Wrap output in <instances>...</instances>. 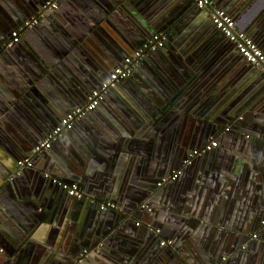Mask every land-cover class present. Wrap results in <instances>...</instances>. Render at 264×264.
Masks as SVG:
<instances>
[{"label":"crops","instance_id":"obj_1","mask_svg":"<svg viewBox=\"0 0 264 264\" xmlns=\"http://www.w3.org/2000/svg\"><path fill=\"white\" fill-rule=\"evenodd\" d=\"M148 1L62 0L60 12L46 17L41 29H25L19 44L8 48L10 32L46 13L39 8L21 20L23 0H0V56L13 54L8 56L12 64L0 58V154L15 169L21 159L32 161L14 182L15 191L5 188L8 192L0 195V207L5 208L0 210V231L17 241L7 248L10 257L18 244H26L20 264H31L36 250H50L49 257L63 263L81 260L75 241L82 246L85 234L93 241L90 264H108L96 255L98 250L115 264H264V169L253 164L251 170L247 154L244 164L233 161L249 152L264 164L262 69L245 62L191 0H158L152 6ZM229 8L222 10L238 17L236 30L251 35L264 53V0L242 2L235 15ZM159 21L168 22L164 50L146 54L130 78L105 94L93 114L78 121L50 150L33 154V143L44 131L36 127L41 118L31 117L32 125L26 124L25 117L14 118L6 102L25 89L45 114L47 126L57 124L71 104L83 103L114 65L148 38L147 30L162 28ZM16 54L37 68L38 82L29 78ZM41 61L68 81L45 78ZM187 61L197 72L185 68ZM190 77L195 78L193 85L205 82V93L198 95L194 87L176 98L177 84ZM229 112L239 114L229 121ZM112 121L123 127L121 140L110 145L99 140V151L89 156L85 142L90 145V139L100 135L110 143L106 131L115 129L108 127ZM103 126L106 131H101ZM232 127L236 131L231 132ZM213 140L217 148L182 166L190 152ZM72 161L73 167L76 161L81 164L74 169ZM181 168L182 174L164 190L142 186L146 177L153 181L168 174L161 180ZM48 176L77 183L90 207L87 215L72 212L74 200L61 203L63 191L51 186ZM152 197L154 211L141 212V205L149 206ZM106 198L126 204V211L134 203L137 208L116 220L111 213L99 212L97 204ZM22 223L31 230L37 227L28 232ZM167 235L173 246H158L169 241Z\"/></svg>","mask_w":264,"mask_h":264},{"label":"water","instance_id":"obj_2","mask_svg":"<svg viewBox=\"0 0 264 264\" xmlns=\"http://www.w3.org/2000/svg\"><path fill=\"white\" fill-rule=\"evenodd\" d=\"M46 0H23V5H21V7H20V9H21V14H20V19L21 20H23L24 19V17H25V15L26 14H30V13H32V12H34V11H37V9H39V8H41V6H42V4L45 2ZM158 0H156V1H154V0H151L150 2L148 1V3L152 6L153 4H155L156 2H157ZM213 1V6H210V7H208V8H206V9H203V10H200V9H198L197 8V10H199L200 12H203L204 14H205V16H206V18H207V21L211 24V26H212V28L213 29H215V27H214V25L212 24V22H211V18H210V16H211V14L214 12V10H217V9H223V8H226V7H230L229 9H231V10H233V14L235 15L237 12H238V10H239V6H241V3L242 2H247L248 0H226L227 1V3H226V5H218V3H217V1L216 2H214V0H212ZM191 2H192V0H191ZM61 4H63L62 2H60L59 3V8L57 9V10H55V11H52V12H49V13H46V14H44L43 15V18L42 19H40L39 20V24L35 27V28H33V30H36V29H41V27H42V25H41V22L43 21V20H45V18L46 17H50V15H53L55 12H60L59 10H60V5ZM143 5V4H142ZM142 5L140 6V7H142ZM147 6V5H146ZM143 7H145V5L143 6ZM155 7V6H154ZM156 8V7H155ZM139 9V8H138ZM159 9V8H158ZM226 11V10H225ZM228 11V10H227ZM31 17V16H30ZM12 18H14V19H17L18 17H14V16H12ZM233 18V17H232ZM167 19H169V18H166L164 21H166ZM233 19H235V20H238V17L237 16H234V18ZM163 20V18L161 19V21ZM234 20V21H235ZM146 21H149V20H147L146 19ZM161 21H159V22H161ZM163 21V22H164ZM163 22H161L160 23V25H163L162 26V28H159V26H157L158 27V29L157 30H155V29H153V30H147L148 31V33L150 34L149 36H151V35H153V34H155V33H164L165 31H166V29H165V25H167L168 24V22H166L165 24H163ZM157 25V24H156ZM216 30V29H215ZM216 32H217V34H218V30H216ZM220 33V32H219ZM221 34V33H220ZM248 36H249V34H247ZM148 36V37H149ZM251 36V35H250ZM249 36V37H250ZM22 37V36H21ZM227 40V39H226ZM145 41V38H144V40L142 39L141 41H138L136 44H135V46H136V48H138L143 42ZM230 44V43H229ZM231 46H233L234 48H235V46L234 45H232V44H230ZM135 48V49H136ZM10 50V49H9ZM8 50V51H9ZM162 50H164V47L163 48H161L159 51H162ZM235 50H236V48H235ZM7 51V52H8ZM10 52V51H9ZM9 55H6V54H4V53H2V56H0V58H3V59H5L6 61H8L10 64H12V62L9 60V58H8V56H10V55H13L12 53H8ZM15 59L18 61V63L21 65V66H23V67H25V69H26V71H27V74H28V76H29V78L30 79H33L34 81H36V82H38V72H37V68H34V66H32V65H30L28 62L26 63L25 61H23V59L21 58V57H19V55L18 54H16V56H15ZM243 59V58H242ZM244 60V59H243ZM245 61V60H244ZM42 63H43V69L41 70L40 69V71L43 73V75H44V77L45 78H51L52 80L54 79H57V80H62L64 83H66L68 80H66V78L65 77H63V76H61L59 73H56L55 71H56V69H50L48 66H46V64H45V62L44 61H41ZM250 65V64H249ZM115 66V65H114ZM250 66H252V65H250ZM56 68V67H55ZM185 68H188V69H191V71L192 72H197V66H195V64H192V62H185ZM29 70V71H28ZM39 71V72H40ZM40 72V73H41ZM110 72V71H109ZM108 72V73H109ZM108 75V74H107ZM261 76H263V74L261 75ZM130 78V77H129ZM26 79V78H25ZM195 80V78H185V81H183V85H181V83L180 84H177V86H178V90H177V93L175 94V97L176 98H180L181 97V95H184V91L185 90H187V89H189V91H192V89L195 87V89L197 90V92H198V95H201V93H205V91H206V89H205V82H203V83H201V84H199V85H193L192 83H193V81ZM44 81V80H43ZM41 83V82H40ZM120 86V85H119ZM118 87V86H117ZM116 88V87H115ZM115 88H113V89H115ZM113 89H111V90H113ZM208 91V93H210L211 92V90H207ZM210 91V92H209ZM191 96V95H190ZM0 99H2L1 97H0ZM183 99V98H182ZM182 99H181V101H182ZM180 101V100H179ZM170 103H172L171 101H169ZM1 100H0V106H1ZM7 103H9L10 105H8ZM2 104H4V103H2ZM84 104V102L83 103H80L79 105H72L71 104V106H69V108L67 109V112L65 113V114H67L68 112H70V111H72V110H74V109H76V108H78V107H81L82 105ZM5 105H7V106H11V108H9L10 109V111L12 110V114L14 115V118H17V116H21V117H25V119H26V124H29V125H32V123H33V119H39V118H41V122H39L38 123V125L36 124V127H39L38 128V130H40V129H42V130H44L43 132H42V134L40 135V137L36 140V142H34L33 143V147L39 142V141H41L42 139H43V137L49 132V131H51L55 126H56V124L54 123V124H52L51 126H47V122H46V120L43 118V117H45V114L40 110V108L38 107V105L37 104H35L34 102H33V100H32V98L29 96V94H28V92L27 91H25V89L23 90V91H18V93H16L15 95H13L11 98H10V101L9 102H6V104ZM99 108V107H98ZM97 108V109H98ZM2 109V108H1ZM96 109V110H97ZM213 109L214 110H216L217 109V107H213ZM95 110V111H96ZM94 111V112H95ZM64 114V115H65ZM91 114H93V112L92 113H90V114H87L85 117H84V119H86L89 115H91ZM239 114V112H235L234 114H231L230 112H229V116H228V119H229V121H231L232 120V117L234 116V115H238ZM63 115V116H64ZM62 116V117H63ZM33 119H32V118ZM61 117V118H62ZM60 118V119H61ZM214 123H217L218 124V127H220L221 125H222V123L219 121V120H217V122H214ZM110 124V125H109ZM109 124H108V127H114L115 126V129L114 130H108V131H106L105 129H106V127H104L103 126V128H101V131H106L107 133H108V135L106 136V137H109L111 140V142L110 143H108V142H106V141H104L105 140V137L103 138L102 136H100V135H97L98 136V140L97 139H95L94 137H92L91 139H90V145H88V141H86L85 142V144H86V148H88V146H89V156L92 154V152H95V151H99V149L100 148H98L97 147V145H99L98 144V141L100 140L101 142L103 141V142H105V143H107V144H114V143H117L118 141H119V139L122 137L121 136V132H122V130H121V128L123 129V127H121L119 124H117V123H115V122H109ZM26 126H28V125H26ZM107 127V128H108ZM26 129V128H25ZM232 130H231V132H234V131H236V128H234V127H232L231 128ZM251 134H247L245 137H246V139H251ZM102 138V139H101ZM104 139V140H103ZM121 140V139H120ZM0 146L2 147V143L0 142ZM243 145H241V149H243V147H242ZM218 147V146H217ZM216 147V148H217ZM3 151H5V150H3ZM46 152V151H45ZM84 152V151H83ZM212 152V151H211ZM4 153V152H3ZM208 153H210V152H208ZM208 153H205V154H203V155H206V154H208ZM248 155L249 157H251V161L250 162H247V161H249L248 160V158L249 157H244L243 155ZM240 157L238 158V159H234L233 158V161L234 160H236L237 162H241V164H242V162H243V164L245 163V162H247V164L246 165H248L249 166V168L251 169V170H253V167H254V165L253 164H256L255 166H258V167H260L259 169L261 170L262 168L264 169V164H263V166H262V164H260V163H258V162H255L254 161V159L258 156L256 153L255 154H249V152H241L240 154H238ZM84 156L85 157H87V155L84 153ZM235 156V155H234ZM253 159V160H252ZM232 161V162H233ZM18 162V161H17ZM73 162L74 161H72V167H73ZM77 162V164L73 167L74 169L76 168V167H79L80 166V164H81V162L80 161H76ZM24 169V168H23ZM23 169H21V168H19L18 166H17V168L15 169V168H13L12 167V165H10V163L6 160V156L5 155H3V154H0V195H2L3 194V192H8V190H6V189H12V190H14L15 191V189H14V186H13V184H14V182L18 179V178H20L22 175H23ZM174 169H171L169 172H167V173H171V171H173ZM255 172V171H254ZM256 173V172H255ZM166 175H168V174H165L164 172L162 173V176H158V177H164V176H166ZM58 178V177H57ZM159 178V179H160ZM45 179H46V181L47 182H49V184L51 185V186H56V187H58L59 188V186L57 185V183H53V179H56V178H53L52 176H48V177H45ZM59 179V180H58ZM58 179H56L57 181H63V182H67V183H71V180H68V181H65V180H62V179H60V178H58ZM151 180V178L150 177H146L143 181H144V183L142 184V186L146 189V190H152V184H153V187H159L158 188V190H164V188H166V186H169V182H167V183H165V184H163V185H161V186H157V184L160 182V180ZM151 181V182H150ZM174 183V182H173ZM172 184V183H171ZM4 187V188H3ZM161 187V188H160ZM6 188V189H5ZM1 198V197H0ZM85 198V197H84ZM81 199V200H76V199H73L72 197H69V196H67V194L65 193V192H63L62 193V195H60V197L58 196V200H60V202L62 203L63 201L64 202H66V200L67 199H70V200H74V201H72L73 203H74V205H73V208L74 209H72V212H74V210H75V212H77L81 217L82 216H84V215H87V210L90 208L89 206H88V204H87V202H85V200L86 199ZM154 197H152V198H150V200H149V206L147 205L146 207H148L149 208V210H143V209H141V208H139V210L141 211V212H147V213H152L153 211H154V203H152L154 200ZM106 200H114V201H116L117 200V203L121 206L122 205V202L121 201H119L118 199H116V198H111V199H108V198H106V199H104L103 201H106ZM22 204H24L23 202H22ZM90 204L92 205V204H94V203H91L90 202ZM140 205V204H139ZM21 207H24V206H21ZM122 207V206H121ZM124 207V206H123ZM123 207H122V209H121V211H114V210H109V209H106V210H103V211H99V212H106V214H108V213H111V215L112 216H114L115 218H116V220H122L123 218H124V214H129L130 213V211L131 210H134V209H136L137 208V203H134L133 205H131V207L129 208V210L128 211H126L125 210V207H126V204H125V207H124V209H123ZM139 207V206H138ZM10 210H11V207H8ZM26 208V207H25ZM0 210L2 211V212H5L4 210H5V208L4 207H0ZM24 211V210H23ZM23 211H22V213H23ZM24 213H26V211H24ZM1 214V213H0ZM126 215V216H127ZM16 216V215H15ZM30 218H31V216H34V214L32 213V212H30ZM88 216L89 217H91L92 219L94 218L93 217V212L91 211V212H89L88 213ZM263 217V216H262ZM1 218V217H0ZM263 219V218H262ZM261 221V220H260ZM23 224L24 223H22V226H23ZM25 225H26V223H25ZM35 227V226H34ZM34 227L32 228V230L34 229ZM37 227V226H36ZM36 227H35V229H36ZM20 228H21V226H20ZM22 229H27L28 230V232L31 230V228H29V227H27V225L24 227H22ZM31 230V231H32ZM152 232V231H151ZM80 233V232H79ZM152 233H154V232H152ZM152 236H156L155 234L154 235H152ZM166 238H167V240H169L170 241V244L166 247V248H168V247H170V246H173V241L171 240L172 238H170V236H165ZM84 239V244L81 246L77 241H75V243H76V245L78 246V248H79V250H78V253L81 255L82 254V256H83V258H80L81 260H79L78 258L75 260V262H70V261H68V263H63V262H60V261H57V260H55V259H53L52 257L50 258L49 257V255L50 256H52V254H51V251L50 250H48L47 252H46V254H44V253H40L41 251H43V250H36V252H35V254H34V258L32 259V261H31V264H90V260L92 259V257H93V255H91V253H88V251H90V249L92 248V246H93V241H91L92 240V238L91 237H87V235L85 234V236L83 237ZM256 238H257V235H256ZM159 241V240H158ZM12 242H15V243H12ZM21 242V241H20ZM17 243V241H14L13 240V238L10 236V234L9 233H4V232H2V231H0V264H20V262H19V258H20V255H21V253L23 252V250L24 249H26L25 248V245H22V243L19 245L18 244V246L20 247V248H17L16 250H17V253H16V255L14 256V258H12V257H10L11 256V251L12 250H8L7 248L8 247H10V246H13V244H16ZM75 243H73V244H75ZM256 243H258V244H260L261 245V243L262 242H255V244ZM264 243V242H263ZM103 244L101 243V245H99L100 247L102 246ZM158 246H159V242H158V244H157ZM17 246V247H18ZM41 246H42V243H41ZM27 247V246H26ZM39 249L41 248V247H39V246H37ZM248 247V245L246 244V245H243V250H245L246 248ZM73 252H74V250H73ZM97 252V251H96ZM95 252V253H96ZM103 253H104V251H102V250H98V253L96 254L97 256H99L100 258H102V260H104V261H106L108 264H115L113 261H111L110 259H109V257H107V256H105V255H103ZM127 254H128V252H127ZM72 255V254H71ZM35 258H36V260H35ZM121 260H123V258H120ZM81 261V262H80ZM123 262H125L126 264H128V261L126 260V261H123ZM99 264H105L103 261H101V263H99ZM117 264H123L122 262H120V263H117Z\"/></svg>","mask_w":264,"mask_h":264},{"label":"built area","instance_id":"obj_3","mask_svg":"<svg viewBox=\"0 0 264 264\" xmlns=\"http://www.w3.org/2000/svg\"><path fill=\"white\" fill-rule=\"evenodd\" d=\"M62 0H46L39 13H48L55 11L59 8V3ZM196 8L203 10L212 5V0H192ZM211 22L214 25L215 29L218 30L227 41L234 45L237 53L247 62L248 64L261 68L264 77V53L256 45L251 37L245 33L236 30V22L234 19L227 14L222 9L214 10L210 16ZM40 18L38 15L33 19L24 22L22 27L10 32L9 44L14 45L20 42L22 33L25 29H32L38 25V20ZM166 38L162 33H155L149 36L138 48H136L132 54L124 58L120 63L116 64L108 73L105 80L100 83L99 88L89 91L84 100V104L81 107H78L67 114H65L56 124V126L49 131L41 141H39L33 148L32 153L37 154L42 151H48L52 147V144L61 139L66 132H69L73 129L74 125L83 119L87 114L94 112L104 100L105 94L119 85L121 82L126 80L132 73L135 65L146 55L154 53L155 51L163 48ZM228 129H226L227 131ZM218 146L216 141H210L207 144H204L199 149L193 150L189 153L187 158L183 161L182 166L187 167L192 164V161L205 153L211 152ZM17 166L21 169L31 168L32 161L29 157L21 159L17 162ZM182 174V168L173 171L170 176L167 178H162L157 186H161L167 182H173L178 179ZM53 183H57L59 188L67 194V196L72 197L76 200H81L84 198V192L77 183H67L62 181H57L53 179ZM93 203V202H91ZM98 209L103 211L106 209L121 211L122 207L114 201H102L98 203ZM143 210H149L145 205L140 207ZM260 225L264 226V217L260 221ZM252 238H256V235H253ZM170 242H160V246L169 245ZM100 245V244H99Z\"/></svg>","mask_w":264,"mask_h":264},{"label":"flooded vegetation","instance_id":"obj_4","mask_svg":"<svg viewBox=\"0 0 264 264\" xmlns=\"http://www.w3.org/2000/svg\"><path fill=\"white\" fill-rule=\"evenodd\" d=\"M9 36H10V34H9ZM9 39H10V37L8 38V40H6V41H7V42L5 43V44H6V47L11 48V47H13L14 45L19 44V43H17V44H14V45H10V46H8V44H9ZM164 46H165V44H164ZM164 46H163V47H164ZM159 50H160V49H159ZM159 50L155 51L154 53L159 52ZM154 53H153V54H154ZM132 73H133V71H132ZM132 73H131V75H132ZM131 75H130V76H131ZM130 76H129V77H130ZM129 77H128V78H129ZM128 78H127V79H128ZM127 79H126V80H127ZM124 81H125V80H124ZM124 81H123V82H124ZM123 82H121L119 85H121ZM119 85H117V86H119ZM117 86H116V87H117Z\"/></svg>","mask_w":264,"mask_h":264}]
</instances>
